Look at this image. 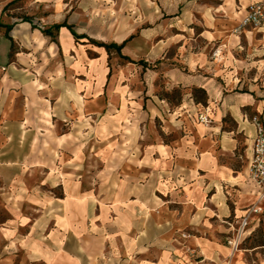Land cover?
Returning <instances> with one entry per match:
<instances>
[{
	"label": "rangeland",
	"instance_id": "obj_1",
	"mask_svg": "<svg viewBox=\"0 0 264 264\" xmlns=\"http://www.w3.org/2000/svg\"><path fill=\"white\" fill-rule=\"evenodd\" d=\"M222 2L0 0L14 24L13 46L0 27V264H264L246 137L227 113L234 146L204 139L214 107L172 79L180 44ZM63 21L97 41L131 36L133 62L66 27L43 33Z\"/></svg>",
	"mask_w": 264,
	"mask_h": 264
},
{
	"label": "crops",
	"instance_id": "obj_2",
	"mask_svg": "<svg viewBox=\"0 0 264 264\" xmlns=\"http://www.w3.org/2000/svg\"><path fill=\"white\" fill-rule=\"evenodd\" d=\"M227 1L209 7L207 13L213 19L202 22V30L193 38L191 49L185 41L180 44L183 67L172 73V79L183 87L206 91L215 110L213 121L203 124L204 139L218 142L223 149L234 146L233 130L222 124V118L230 113L238 131L244 133L251 155L255 128L242 109H252L264 123V78L259 82L264 70V30L246 28L241 36L232 33L246 15V7L238 12ZM244 85L247 90H243Z\"/></svg>",
	"mask_w": 264,
	"mask_h": 264
},
{
	"label": "built area",
	"instance_id": "obj_3",
	"mask_svg": "<svg viewBox=\"0 0 264 264\" xmlns=\"http://www.w3.org/2000/svg\"><path fill=\"white\" fill-rule=\"evenodd\" d=\"M248 25L264 30V0L253 1L247 6L246 15L236 27V30L238 31ZM204 120H208L206 115ZM253 125L255 129L252 137L253 144L249 160V174L259 184L264 185V123L258 117H254Z\"/></svg>",
	"mask_w": 264,
	"mask_h": 264
},
{
	"label": "trees",
	"instance_id": "obj_4",
	"mask_svg": "<svg viewBox=\"0 0 264 264\" xmlns=\"http://www.w3.org/2000/svg\"><path fill=\"white\" fill-rule=\"evenodd\" d=\"M22 21L29 22V23L32 22L31 18L27 17V16L23 17ZM13 25H14L13 23L8 24V23H3L0 21V27L4 28V33L2 35L6 36L11 41V46H13V38L9 33L12 30ZM62 27H66L69 30V32L71 33V35L74 37V39H76V40H79L82 38H88L84 34L76 33V31L73 29L72 25L68 24L66 21H63L61 23H55L52 26H50L46 29H43L42 31L45 35H48L52 38H55ZM130 39H131V36H129L128 38L123 40L121 43L97 41V40L92 39V38H88L87 41H88V43H91V44L96 45L98 47L104 48L108 53L111 51H115L120 57L125 58L128 61L133 62V60L129 56L124 55L122 53L123 47L125 46V44ZM193 97H194L196 102L202 103V104L206 103V101L208 99L206 91L203 88H198V87H193ZM255 116H256V112H252L250 114L251 119L254 118Z\"/></svg>",
	"mask_w": 264,
	"mask_h": 264
}]
</instances>
